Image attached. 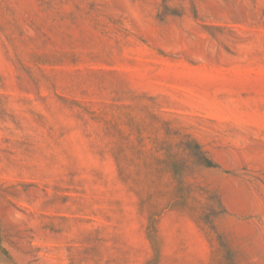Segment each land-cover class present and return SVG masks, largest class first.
<instances>
[{
	"label": "rangeland",
	"instance_id": "1",
	"mask_svg": "<svg viewBox=\"0 0 264 264\" xmlns=\"http://www.w3.org/2000/svg\"><path fill=\"white\" fill-rule=\"evenodd\" d=\"M0 264H264V0H0Z\"/></svg>",
	"mask_w": 264,
	"mask_h": 264
}]
</instances>
